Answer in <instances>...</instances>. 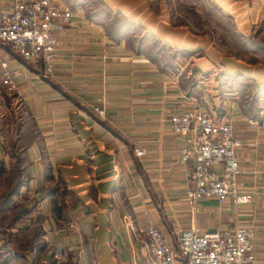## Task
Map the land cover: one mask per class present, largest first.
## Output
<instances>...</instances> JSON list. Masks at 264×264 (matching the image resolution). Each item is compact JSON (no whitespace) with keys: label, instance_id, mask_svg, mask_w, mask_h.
I'll use <instances>...</instances> for the list:
<instances>
[{"label":"crops","instance_id":"1","mask_svg":"<svg viewBox=\"0 0 264 264\" xmlns=\"http://www.w3.org/2000/svg\"><path fill=\"white\" fill-rule=\"evenodd\" d=\"M57 1L72 15L57 33L49 71L0 50L17 69L24 112L17 116L0 88V189L14 163L2 125L10 115L24 141L16 150L25 177L11 201L26 211L14 227L24 238L40 227L44 248L36 252L32 243L27 251L21 235L10 249L24 254L23 264H151L139 225L150 223L173 242L180 228L243 224L253 234L252 264H264V103L254 94H264V0H97L135 26L117 40L86 15L83 0ZM219 25L253 38L256 49L245 53L254 59L225 52L216 43ZM145 32L190 54L162 65L135 49ZM195 106L228 120L239 137L237 185L251 192L249 202L201 199L195 212L189 208V164L167 116Z\"/></svg>","mask_w":264,"mask_h":264},{"label":"built area","instance_id":"2","mask_svg":"<svg viewBox=\"0 0 264 264\" xmlns=\"http://www.w3.org/2000/svg\"><path fill=\"white\" fill-rule=\"evenodd\" d=\"M71 15V9L57 0H12L0 7V50L5 47L28 65L41 63L47 72L57 33ZM16 75L17 69L0 53V88L12 97V103L19 101ZM93 108L102 112L97 106ZM167 122L182 135L178 154L189 164L184 196L190 209L195 212L201 199L233 204L250 201L251 192L237 185L240 165L235 151L240 139L228 120L195 106L170 113ZM135 231L144 237L151 264H252L254 259L252 230L243 224L231 229L180 228L173 242L150 223Z\"/></svg>","mask_w":264,"mask_h":264},{"label":"trees","instance_id":"3","mask_svg":"<svg viewBox=\"0 0 264 264\" xmlns=\"http://www.w3.org/2000/svg\"><path fill=\"white\" fill-rule=\"evenodd\" d=\"M83 4L84 7H86V15L98 19L99 22L103 24L106 34L114 40H117L119 37L123 36V34L126 33L128 29L130 30L135 27L119 12L111 13L98 6L97 0H83ZM224 34L219 37V41H224V39L222 38L223 36H225ZM230 35L233 36L236 41L240 43L242 42V48L246 49L248 47V50H250L251 47H254L252 51L256 49L255 42L249 37H246L234 31V29L230 31ZM150 42L157 43L158 46L153 49ZM135 49L137 51H143L146 54H148L149 52L153 56L152 59L154 60L161 59L165 61L162 65H172L173 62L171 61H173L174 58H179L184 54H190L187 50L184 49H171L167 44L158 41L149 32H145L144 37L139 39L138 45ZM248 50H246L245 52H247ZM253 59V55L251 58H248V60ZM2 90L4 91V89ZM5 122L2 121V125L6 130L5 136L6 140H8L9 145L11 146V155L14 156V163L12 166H10L9 173L5 174L6 176L2 181L4 182V184L0 189V264H5L6 261H13L15 257H20V263L23 264L25 260L24 254L16 250H11L9 243L15 244L16 247L21 235L22 239L25 237L23 234L17 231V228L14 227V223L18 219H20L22 214L25 213L26 208L14 201H11L12 195L17 192L18 186L20 185V183H22L25 177V174L19 169V162L22 161V157L20 152L16 150L17 148H21L20 146L24 144V141L22 142V140H19L18 138L17 129L20 125V121L17 118H13L8 115ZM10 128L11 130H9ZM1 165L2 164L0 162V173L4 171ZM56 187H59V185L51 188L48 187L47 189L55 192ZM53 207L57 208L58 212L59 206L57 207L54 203ZM17 232L18 237L14 235ZM40 232V227L35 228V230L27 238H24L22 240L23 244L21 245L24 246L26 245L25 243H27L26 247L28 248L27 251H29L31 244L36 243V252H41L44 248L42 247L41 240L39 238H36V236Z\"/></svg>","mask_w":264,"mask_h":264},{"label":"rangeland","instance_id":"4","mask_svg":"<svg viewBox=\"0 0 264 264\" xmlns=\"http://www.w3.org/2000/svg\"><path fill=\"white\" fill-rule=\"evenodd\" d=\"M232 29H233V27H231V26L221 27L219 25L218 27H215L216 33H223V34L225 33L224 34L225 36L222 37L224 39V41L217 40L216 43L219 44L220 46H223V48L225 49V52H229L231 55L241 56V58H242V55H243V57H246L247 59L248 58H251L252 57V54L245 53V51L248 50V47L246 49L242 48V42L240 43V42L236 41V39H234V37L230 35V31ZM249 33L251 34L252 32H249ZM222 35H220V36H222ZM216 37L218 38V36H216ZM252 40H253V38H252ZM150 44H151V46H152L153 49H155L156 46H158L157 43H151L150 42ZM240 44H241V47H240ZM253 48L254 47H251L250 50L252 51ZM188 82H189V80H186V83H188ZM254 94H258V96H257L258 102H263L264 103V94L261 96L260 95L261 94L260 93V90L259 91H255ZM249 95L250 94L248 93L247 99H250L251 98ZM6 97H7V99H6ZM3 99L5 101V104L7 102H12L11 101L12 100V97L7 96L6 94H5V96H3ZM245 99H246L245 97L241 98V100H245ZM251 99H253V98H251ZM11 104H12V106L11 105H9V106L12 107L14 109V111H17V113H19V115L17 114V116H23V113L24 112L22 111L21 106L18 105V101L16 100L15 102H13ZM241 104H242V102H241Z\"/></svg>","mask_w":264,"mask_h":264}]
</instances>
